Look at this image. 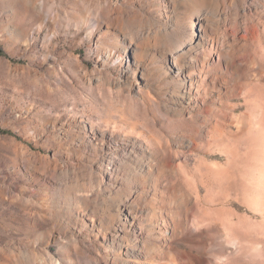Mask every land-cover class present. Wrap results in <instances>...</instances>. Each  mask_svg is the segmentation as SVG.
I'll return each mask as SVG.
<instances>
[{
    "label": "rangeland",
    "instance_id": "374dc122",
    "mask_svg": "<svg viewBox=\"0 0 264 264\" xmlns=\"http://www.w3.org/2000/svg\"><path fill=\"white\" fill-rule=\"evenodd\" d=\"M234 1L264 31V0H0V264H264V70L221 101L164 57Z\"/></svg>",
    "mask_w": 264,
    "mask_h": 264
},
{
    "label": "bare ground",
    "instance_id": "6f19581e",
    "mask_svg": "<svg viewBox=\"0 0 264 264\" xmlns=\"http://www.w3.org/2000/svg\"><path fill=\"white\" fill-rule=\"evenodd\" d=\"M206 2L208 6L212 4V0H206ZM237 5L234 1L235 21L231 29H226L220 24L218 33L212 37L210 34L212 35L213 32L211 33L208 27V18L205 15L201 16L196 41L188 42L180 49L164 52V57L171 60L170 71L177 76L183 85L190 86L191 93L197 94L199 92L197 86L194 89L195 76L192 73L194 71L200 74H212L206 93L208 91L215 92L217 99L221 101L229 95H235L238 90L246 88L251 90V86L254 85L251 80L259 81L252 71L257 67L264 70V31H262L259 24L256 26L248 25L243 22V18L239 19L240 12L246 14L249 9L246 6L240 7ZM238 10L241 11L238 12ZM208 11L205 10L206 13ZM216 15L214 16L223 19L222 14L217 13ZM95 24L96 21H91L92 28ZM221 35L223 40H221ZM215 45L220 46V54L217 59L211 54ZM137 51H139L138 47ZM135 54L137 55L136 51ZM136 64L133 55L128 56L126 54L122 64L124 74H131ZM202 82H204V79H202ZM167 212L168 222L170 226L174 227L175 219L180 216L181 212L175 213L171 209ZM154 262L155 257H153L151 264H156Z\"/></svg>",
    "mask_w": 264,
    "mask_h": 264
},
{
    "label": "trees",
    "instance_id": "16d2710c",
    "mask_svg": "<svg viewBox=\"0 0 264 264\" xmlns=\"http://www.w3.org/2000/svg\"><path fill=\"white\" fill-rule=\"evenodd\" d=\"M0 54H1V55H4V52H3V50L1 49V47H0Z\"/></svg>",
    "mask_w": 264,
    "mask_h": 264
}]
</instances>
